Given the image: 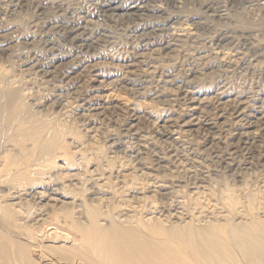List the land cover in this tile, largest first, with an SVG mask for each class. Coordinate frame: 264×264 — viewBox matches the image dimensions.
I'll use <instances>...</instances> for the list:
<instances>
[{
	"label": "rangeland",
	"instance_id": "obj_1",
	"mask_svg": "<svg viewBox=\"0 0 264 264\" xmlns=\"http://www.w3.org/2000/svg\"><path fill=\"white\" fill-rule=\"evenodd\" d=\"M137 1L161 11L127 16ZM1 9L0 210L15 203L30 225L39 211L88 224L94 209L104 225L264 236V129L223 118L244 103L264 112V0H0ZM86 22L90 40L77 43L71 30ZM135 63L153 73L130 76ZM192 89L205 101L199 127L184 112ZM130 129L146 148L123 135Z\"/></svg>",
	"mask_w": 264,
	"mask_h": 264
},
{
	"label": "bare ground",
	"instance_id": "obj_2",
	"mask_svg": "<svg viewBox=\"0 0 264 264\" xmlns=\"http://www.w3.org/2000/svg\"><path fill=\"white\" fill-rule=\"evenodd\" d=\"M105 6L114 11L124 8L113 7L111 4ZM125 9L129 17H148L161 11L139 1ZM2 13L3 9L0 11V14ZM89 24L88 22L79 24L77 28L71 30L78 33L75 38L77 43L90 40ZM158 27L159 25H156L154 28ZM59 28L63 31L68 29L62 26ZM155 31L157 29L154 33ZM169 47L170 44H167L166 49ZM130 68H132L129 70L130 76L134 77L139 72L149 76L154 70L152 66L142 67L136 63L130 65ZM99 76L95 74L93 76L95 80L92 81L99 82ZM183 99L188 100L186 108L184 107L185 115L191 118L188 126L200 125L202 121L199 112L204 108L205 101L200 99L193 89L185 90ZM90 102L91 111H98V107ZM253 111L251 104H238L232 114L223 117L225 124L239 128L248 118L254 117L256 121L247 122L246 125L253 129H264V112L257 110L256 117ZM132 130H127L123 135L126 138H136L140 143V149L146 148L145 140L138 132L134 133ZM175 141L181 146L185 145L181 137H176ZM50 148H55V144L52 143ZM36 196L39 197L40 193L36 192L31 199H36ZM15 205L17 204L7 205L10 210H0V264H241L238 257H242L247 264H264L263 235L250 233L245 239L235 240L240 237L235 233H231L230 237L220 238L224 234L221 232L218 238H214L210 232L192 225L166 228L141 223L142 227L135 228L113 220L104 225L101 224L99 213L94 209L88 210V224L75 221L69 215L65 217L64 223L57 214L50 216L49 220H44L47 213L39 211L35 214L34 223L30 225L27 222L22 224L26 219L18 216L13 208ZM180 219L178 213L174 220ZM230 239L234 241L231 243Z\"/></svg>",
	"mask_w": 264,
	"mask_h": 264
}]
</instances>
